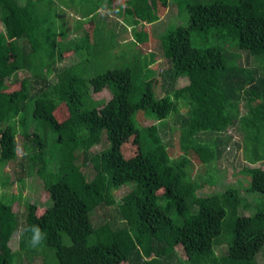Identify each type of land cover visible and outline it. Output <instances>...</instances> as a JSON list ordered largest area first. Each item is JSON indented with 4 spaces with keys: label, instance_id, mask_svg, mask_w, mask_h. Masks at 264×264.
<instances>
[{
    "label": "trees",
    "instance_id": "obj_1",
    "mask_svg": "<svg viewBox=\"0 0 264 264\" xmlns=\"http://www.w3.org/2000/svg\"><path fill=\"white\" fill-rule=\"evenodd\" d=\"M157 3L168 0H0V162L15 159L20 134V170L48 195L41 210L0 196V264H263L264 169L243 168V193L262 202L255 211L239 187H213L229 129L240 133L248 163L264 160V0H174L180 23L153 37L143 27L159 19ZM104 6L166 67L122 53L119 65L92 68L113 42L95 19ZM66 52L76 61L57 68ZM25 70L31 77L9 89ZM103 90L108 113L91 96ZM60 104L66 116L55 123L49 114ZM141 111L160 136L167 120L176 126L178 156L155 128L139 125ZM128 137L136 151L125 157ZM190 157L204 165L205 180ZM123 185L130 188L118 198ZM108 206L114 213L94 224L92 213ZM33 225L45 234L37 248L21 235Z\"/></svg>",
    "mask_w": 264,
    "mask_h": 264
},
{
    "label": "rangeland",
    "instance_id": "obj_2",
    "mask_svg": "<svg viewBox=\"0 0 264 264\" xmlns=\"http://www.w3.org/2000/svg\"><path fill=\"white\" fill-rule=\"evenodd\" d=\"M20 3L23 0H18ZM173 1V2H172ZM184 1V0H181ZM157 15L159 19L157 22L153 24H145L144 29L150 34L152 31V36L159 34L166 26L169 24H177L180 23L181 18L177 15L176 7L174 4V0H168L167 5H162L157 3L156 6ZM63 14H66L68 17H72L70 15V10L62 9ZM195 18H197V14H194ZM186 17V16H185ZM71 19V18H70ZM81 18L79 17L78 20ZM96 21L102 24V33L105 36L107 33L112 35V47L109 52H99L94 57L91 63L92 68L100 67L103 65L104 67H112L114 65H119L122 61H126V59L122 58V53H125L126 58H130L133 54H141L147 55L148 62L150 66H156V64L162 63L163 67H166V61L164 58L160 57L156 52L154 55L151 47H147L144 44H134L132 43V35L130 26L123 22L121 14L116 13L113 9V6L110 8H106L105 6L97 10ZM83 28L86 29L89 33L91 31L92 25L88 22L84 23ZM139 28V26H137ZM78 27H75V30ZM154 34V35H153ZM70 38V35L65 37V39ZM233 50V49H232ZM236 51V50H234ZM7 59L11 60V55H7ZM76 61V57L70 55L69 53L63 54V59L56 63L57 68H62L72 62ZM93 70V69H92ZM28 75L31 77V74L28 70L20 71L18 73V80L15 83H9L8 88H21L22 84L21 80L27 79ZM7 83V82H6ZM181 84H185L186 80L181 79ZM178 83V84H179ZM159 93V89L156 90ZM93 99H104L106 103H104L100 107V112L108 113L110 111V105L108 103V98L110 94L107 90L93 92L91 93ZM188 111L187 109H180V113ZM50 118L53 122L57 123L61 121L66 116V109L63 104H60L53 109L50 114ZM139 125L140 126H148L150 130L156 129V136L159 137V133L156 128V119L150 116L145 111L140 114L139 117ZM161 133L160 136L162 142L169 143L168 151L171 156H178V146H177V136L178 129L173 125L170 121H166L163 125H161ZM228 135L231 136V143L224 149L218 163L216 164L215 174L217 176V181L215 183L214 189H223L226 185H234L235 187H239L241 190V195L246 202L255 205L254 211L256 208H259L260 199H255L252 195L258 196L255 193H243V188L248 184L249 176L243 173L244 167H257L264 169V160L257 161L253 164L248 163L243 156V148L240 133H236L233 130H228ZM155 137V135H153ZM165 137V138H164ZM17 148H16V157L12 161L0 162V196L3 198H8L13 201L19 200V203L22 204L24 200L35 203L38 205V209L41 210L42 207L48 202V195L44 191L41 182L39 179L32 175H25L22 170H20L19 163H23L24 159H21L24 148L22 146V138L20 134H17ZM105 145V139L101 140L99 144L93 146L90 150L96 151L99 148H102ZM122 154L127 157L135 153L136 147L132 142V138L128 137L125 141L122 142L120 146ZM190 165L194 167L192 173H196L199 175L201 180H205L207 178V174L205 173V167L203 164L199 163L194 157H190ZM16 175H20L22 178L20 180L15 179ZM130 188V185H123L120 188L113 191L114 195L119 198L123 193H125ZM200 191H207L205 187L200 188ZM117 198V199H118ZM264 202V200H263ZM248 207L244 213H248L250 210H253V207ZM115 206H108L107 208H97L92 213V220L94 224L99 223L103 217H108L112 215L114 212ZM222 245H214V250L217 251L221 249ZM175 251L178 253L180 257H184L182 252V247L179 244L175 245ZM40 258H36L34 263L38 264ZM258 261L264 264V253L260 257H258ZM120 264H127L126 262H122Z\"/></svg>",
    "mask_w": 264,
    "mask_h": 264
},
{
    "label": "clouds",
    "instance_id": "obj_3",
    "mask_svg": "<svg viewBox=\"0 0 264 264\" xmlns=\"http://www.w3.org/2000/svg\"><path fill=\"white\" fill-rule=\"evenodd\" d=\"M21 235L26 237L27 243L32 248H37L45 239V234L36 225L24 229Z\"/></svg>",
    "mask_w": 264,
    "mask_h": 264
}]
</instances>
